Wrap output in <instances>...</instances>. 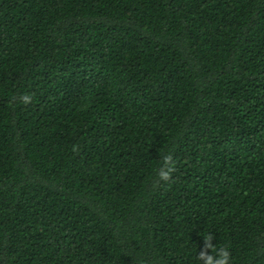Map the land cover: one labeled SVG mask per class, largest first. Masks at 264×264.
Instances as JSON below:
<instances>
[{
  "label": "trees",
  "instance_id": "1",
  "mask_svg": "<svg viewBox=\"0 0 264 264\" xmlns=\"http://www.w3.org/2000/svg\"><path fill=\"white\" fill-rule=\"evenodd\" d=\"M206 234L264 264V0H0V264H202Z\"/></svg>",
  "mask_w": 264,
  "mask_h": 264
},
{
  "label": "clouds",
  "instance_id": "2",
  "mask_svg": "<svg viewBox=\"0 0 264 264\" xmlns=\"http://www.w3.org/2000/svg\"><path fill=\"white\" fill-rule=\"evenodd\" d=\"M30 95H23L20 100L24 103L31 102ZM175 171V162L171 155H164L158 170V179L162 182L170 181ZM203 237L204 249L201 250L197 256L198 261L202 264H231V251L227 246L217 248L212 243L214 237L206 234Z\"/></svg>",
  "mask_w": 264,
  "mask_h": 264
}]
</instances>
